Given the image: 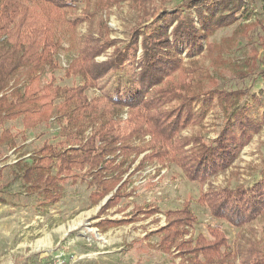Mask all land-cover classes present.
Here are the masks:
<instances>
[{
  "label": "trees",
  "instance_id": "1",
  "mask_svg": "<svg viewBox=\"0 0 264 264\" xmlns=\"http://www.w3.org/2000/svg\"><path fill=\"white\" fill-rule=\"evenodd\" d=\"M85 2V13L94 17L92 2L101 9L111 0ZM75 8L72 0L0 1V93L11 88L0 97V128L19 118L26 129L54 119L62 139L61 148L46 142L30 164L16 163L28 191L56 204L63 197L62 184L69 178L74 184L86 181L93 188V205L111 195L100 218L134 194L127 191L129 183L123 178L142 155L135 171L147 164L171 163L187 180L201 184L229 170L262 129L264 121L255 112L264 106V97L253 94L245 102L250 88L207 89L189 78L183 54L186 51L187 57L194 58L204 52L216 53L212 38L242 17L250 19L246 0H185L173 12L164 11L150 24L135 29L124 46L110 39L109 30L99 24L102 30L97 36L90 31L80 39L78 57L65 70L66 77H77L80 84H43L46 70L60 69L59 31H75L84 21L94 24L88 17L69 19ZM256 25H245V32ZM110 49L113 53L98 61ZM123 72L132 79L123 89L115 94L88 95L109 74ZM19 74L25 76L24 87H11ZM261 76L264 82V69ZM212 107L222 112L218 137L206 140L201 133L184 135L187 129L202 126ZM125 109L129 118L124 121L120 116ZM9 140L10 131L4 130L0 144ZM199 202L214 218L237 228L247 226L264 214V171L250 186H210ZM147 208L136 206L132 219L125 222L138 221L141 214L149 217L162 212ZM162 213L166 225L159 230L158 249L180 258L179 264H235L237 258L241 264H264L261 246L247 240L232 250L218 226L208 228V237L200 233L187 238L198 220L188 202ZM118 224L106 218L97 228L104 233ZM38 264H53V260Z\"/></svg>",
  "mask_w": 264,
  "mask_h": 264
},
{
  "label": "rangeland",
  "instance_id": "2",
  "mask_svg": "<svg viewBox=\"0 0 264 264\" xmlns=\"http://www.w3.org/2000/svg\"><path fill=\"white\" fill-rule=\"evenodd\" d=\"M72 1L76 8L68 15L69 19L88 17L94 19V24L84 21L75 31L68 28L59 31L62 48L57 60L60 69L46 70L42 75L43 84H80L79 78L66 77L65 70L78 57L80 39L90 31L97 36L102 30L99 24L105 25L103 30H109L110 39L124 46L135 29L150 24L164 11L173 12L185 0H111L101 9L92 2L90 12L94 17L85 13L88 6L85 0ZM246 2L250 19L245 21L242 17L233 26L220 30L212 38L217 44L216 53L210 56L204 52L194 59L187 57L185 51L183 62L189 78L203 83L207 89L233 91L250 88L251 95L244 100L248 102L253 94L264 97L261 78L264 69V30L261 27L264 26V0ZM251 23L257 25L245 32L244 26ZM112 53L113 49L108 50L98 61L106 60ZM130 76L125 72L111 73L98 88L88 91V95L115 94L117 89H123L126 82L132 80ZM24 81L25 76L19 74L11 87L18 84L23 88ZM10 90L1 92L0 97L9 94ZM255 113L264 121V106ZM120 118L124 121L129 118L128 109ZM222 118L219 107H212L202 126L191 127L184 131V135L201 133L206 140L215 139L221 130ZM4 130L10 131L11 140L0 144V264H38L45 259H52L53 264H179L180 258L158 249L159 230L166 225L162 212L180 209L186 202L198 219L187 238L200 233L208 237V228L218 226L226 234L232 250L247 240L264 249V214L247 226L237 228L214 218L208 207L199 202L201 194L210 186H250L261 177L264 171V124L230 169L212 177L206 184L190 182L171 163L147 164L144 169L135 171L142 155L123 178L129 183L127 191L134 194L123 198L117 208L101 218H98L99 206L90 200L93 188L86 181L74 184L69 178L62 184V199L51 204L29 192L21 179L16 165L18 161L30 164L46 142L61 148L60 127L54 119L26 129L19 118L5 122L0 128V137ZM90 132L91 129L88 134ZM136 206L157 207L162 212L149 217L141 214L140 220L125 222L132 219ZM119 208L123 211H117ZM106 218L120 224L100 233L97 224ZM235 264H241L239 258Z\"/></svg>",
  "mask_w": 264,
  "mask_h": 264
},
{
  "label": "crops",
  "instance_id": "3",
  "mask_svg": "<svg viewBox=\"0 0 264 264\" xmlns=\"http://www.w3.org/2000/svg\"><path fill=\"white\" fill-rule=\"evenodd\" d=\"M111 196V195H110ZM110 196L106 197L99 205H96V206H99L100 210L101 208L106 204V202L108 201V199L110 198ZM115 209V208H114ZM100 212V211H99ZM99 214V213H98ZM102 217V216H101ZM100 217V218H101ZM112 220V219H111ZM115 221V220H114ZM114 227V226H113ZM111 228V227H110ZM99 229V228H98ZM109 229V228H108ZM107 229V230H108ZM193 230V229H192ZM100 232V231H99ZM101 233V232H100ZM105 233V232H104Z\"/></svg>",
  "mask_w": 264,
  "mask_h": 264
}]
</instances>
